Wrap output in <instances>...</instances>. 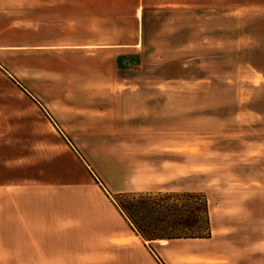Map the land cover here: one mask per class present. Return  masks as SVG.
<instances>
[{"label": "rangeland", "instance_id": "rangeland-1", "mask_svg": "<svg viewBox=\"0 0 264 264\" xmlns=\"http://www.w3.org/2000/svg\"><path fill=\"white\" fill-rule=\"evenodd\" d=\"M191 1L187 11L188 0H143L141 25L122 20L114 40L146 41L144 65L128 75L76 56L65 43H48L55 47L47 50L20 44L27 37L46 39L40 30L9 31L6 37L19 46L0 50V193L32 183L76 190L97 185L114 205L120 193H201L209 203L211 238L153 244L160 261L251 264L254 251L263 264L264 0ZM120 4L130 10L137 0ZM190 35L224 39V57L218 63H155L166 40ZM163 72L186 77L170 83L175 94H159L156 83L169 87L157 79ZM121 189L130 192H116ZM5 203L0 264H9V245L19 244L14 228L3 223Z\"/></svg>", "mask_w": 264, "mask_h": 264}, {"label": "crops", "instance_id": "crops-1", "mask_svg": "<svg viewBox=\"0 0 264 264\" xmlns=\"http://www.w3.org/2000/svg\"><path fill=\"white\" fill-rule=\"evenodd\" d=\"M120 1L0 0V50L19 46L10 39V34L6 37L9 31L20 28L33 35L40 30L48 40L27 37L20 44H25L26 48L47 50L55 47L48 43H65L66 48H71L76 56H84L94 64H112L117 74L128 75L144 65L146 41L138 38L131 43H120L114 40L117 38L114 32L121 27L122 20L129 24L130 17L133 23L139 26L140 22L141 25L145 7L143 0H137L136 7L127 10ZM192 4L191 0H188V5L184 4L187 11H191ZM158 6L163 9L171 5ZM211 11L216 12L219 19V10ZM24 12V17L18 16ZM220 17L223 18L224 13ZM192 22L188 23L189 32L193 29ZM50 30L65 31L66 34L51 37L47 35ZM186 37L166 40L167 50L154 55L157 58L155 63L191 65L194 62L201 64L204 60H216L218 63V59L224 57V39L209 41L194 40L191 35ZM155 46L163 47V44ZM239 52L242 54L246 50L243 48ZM240 58L238 54V60ZM159 78L169 87L156 83V88L159 94L162 93L160 90H164L163 94L167 95L175 94L170 83H183L186 79L183 76H168L165 72ZM122 80L130 81L131 78ZM33 184L23 186L21 190L18 189L20 185H9L4 187L9 190L8 194L0 193V208L8 202V218H3V223L14 228V238L19 241L18 246H11L13 250L10 245L7 249L9 264H163L151 249L153 244L162 240L146 241L132 230L128 220L101 187L96 185L88 190H76L74 185L39 183L32 187ZM3 229L4 225H0V240L5 247L7 235ZM260 251L264 252V248ZM257 255L254 251L249 254L250 260L254 261L251 264H258Z\"/></svg>", "mask_w": 264, "mask_h": 264}, {"label": "trees", "instance_id": "trees-1", "mask_svg": "<svg viewBox=\"0 0 264 264\" xmlns=\"http://www.w3.org/2000/svg\"><path fill=\"white\" fill-rule=\"evenodd\" d=\"M130 227L146 241L209 239V203L201 193H120L114 198Z\"/></svg>", "mask_w": 264, "mask_h": 264}, {"label": "bare ground", "instance_id": "bare-ground-1", "mask_svg": "<svg viewBox=\"0 0 264 264\" xmlns=\"http://www.w3.org/2000/svg\"><path fill=\"white\" fill-rule=\"evenodd\" d=\"M161 243H167V241L166 240H162Z\"/></svg>", "mask_w": 264, "mask_h": 264}]
</instances>
